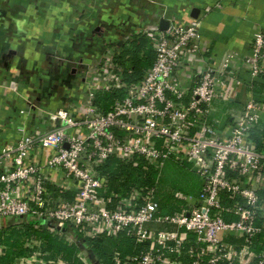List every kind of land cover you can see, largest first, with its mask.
I'll return each instance as SVG.
<instances>
[{"label":"built area","instance_id":"2783aa9c","mask_svg":"<svg viewBox=\"0 0 264 264\" xmlns=\"http://www.w3.org/2000/svg\"><path fill=\"white\" fill-rule=\"evenodd\" d=\"M149 3L152 14L124 44L142 35L152 46L154 61L140 78L129 79L121 46L104 43L74 81L81 95L73 106L47 109L23 97L15 136L0 147V239L16 228L66 243L22 234L0 243L1 258L12 250V264H264V143L256 140L264 101L234 96L264 78V28L247 53L229 49L214 66L200 29L210 11L225 10L221 0L185 23L171 5ZM6 88L22 96L18 82ZM219 103L230 105L222 129L211 117ZM43 115L46 128L29 131L27 119ZM112 156L158 171L167 160L185 163L199 192L172 189L179 208L164 213L155 183L109 191L101 166ZM120 237L131 243H112L105 253L106 243H92ZM57 244L72 249V258Z\"/></svg>","mask_w":264,"mask_h":264},{"label":"crops","instance_id":"0c3cea01","mask_svg":"<svg viewBox=\"0 0 264 264\" xmlns=\"http://www.w3.org/2000/svg\"><path fill=\"white\" fill-rule=\"evenodd\" d=\"M160 1L174 7L171 15L185 23L216 0ZM221 1L225 10L210 11L200 29L214 66H220L229 49L239 56L247 53L253 33L264 28V0ZM152 7L149 0H0V147L15 136L23 97L47 109L73 106L81 95L74 81L93 51L104 43L123 49L133 27L152 14ZM240 75L247 76V71ZM14 81L22 86V96L6 88ZM251 94L264 101V78L240 87L234 96L243 102ZM217 112L211 117L222 129L225 120ZM27 126L31 132L45 129L46 116L28 118ZM112 246L106 243L102 250Z\"/></svg>","mask_w":264,"mask_h":264},{"label":"trees","instance_id":"16d2710c","mask_svg":"<svg viewBox=\"0 0 264 264\" xmlns=\"http://www.w3.org/2000/svg\"><path fill=\"white\" fill-rule=\"evenodd\" d=\"M118 59L126 69L130 70L129 79L135 80L142 76L143 72L147 70L154 61V51L148 38L142 35H138L136 40H133L129 46H124L118 55ZM101 100L100 103L104 109L108 107V100L104 95L99 96ZM256 140L258 144L262 146L264 143V128L260 130L259 135H257ZM171 165H168L166 162L165 165L158 171L153 167L147 166L144 162L139 161L138 163L125 162L119 160L117 157H110L104 165L101 166V170L106 173L110 179L108 184L109 191H125L126 187L130 185H157L158 190V199L161 203V211L164 213L171 212L172 210L179 208V205L173 201V198L170 195L171 183L173 185H180L179 179L167 177L169 173L176 172L178 176L184 175L186 171H189L187 164H177L171 162ZM186 170V171H185ZM190 172V171H189ZM181 173V174H180ZM122 179V182L119 180ZM200 183L197 178L196 183L193 185H188V188L185 186H179L178 189L184 194L197 195L199 192ZM121 191V192H122ZM26 230V229H25ZM28 230V229H27ZM20 231L16 228H12L8 231H5L1 234L3 238L0 239V243H10V240H13V243H17L22 234L26 236H32L35 238H43L46 240V243H66L63 239H56L52 237L46 231ZM1 233V232H0ZM7 234V235H4ZM92 243H131L130 239L126 237H120L118 239L106 238L104 240L98 238L92 241ZM59 248L65 250L68 257H72L73 251L69 248L57 244ZM120 250L123 253L130 252V248H122ZM12 250H9L4 257H0V264H12Z\"/></svg>","mask_w":264,"mask_h":264},{"label":"rangeland","instance_id":"374dc122","mask_svg":"<svg viewBox=\"0 0 264 264\" xmlns=\"http://www.w3.org/2000/svg\"><path fill=\"white\" fill-rule=\"evenodd\" d=\"M228 107H230V105H226L225 103H219L218 106H217L218 112L216 113V117H218L222 122L224 120L223 117H222V115H223L222 113ZM171 162H173V161L167 160L168 165H171L170 164ZM167 177L170 178V181H171L172 178H174L175 180L178 179V178H181V179H179V182H180L179 186H185V188H188V185H191V184L193 185V183L195 184L196 181H197V178H198L194 173L189 172V171H186L184 173V175H182L181 177L178 176V174L176 172L169 173V175H167ZM173 184L171 183V190L172 189L173 190H179L178 189V187H179L178 184L177 185H173Z\"/></svg>","mask_w":264,"mask_h":264},{"label":"water","instance_id":"95a60500","mask_svg":"<svg viewBox=\"0 0 264 264\" xmlns=\"http://www.w3.org/2000/svg\"><path fill=\"white\" fill-rule=\"evenodd\" d=\"M192 16H193V17H196L197 15H196L195 13H192ZM166 26H167V21H165V20H161V21H160V24H159V27H160L161 29H164V28H166Z\"/></svg>","mask_w":264,"mask_h":264}]
</instances>
